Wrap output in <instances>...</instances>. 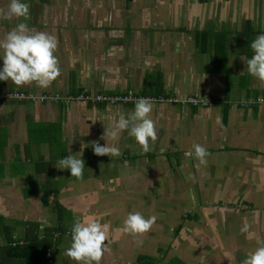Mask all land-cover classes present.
I'll list each match as a JSON object with an SVG mask.
<instances>
[{"label": "crops", "instance_id": "obj_1", "mask_svg": "<svg viewBox=\"0 0 264 264\" xmlns=\"http://www.w3.org/2000/svg\"><path fill=\"white\" fill-rule=\"evenodd\" d=\"M26 2V18L0 19V39L19 22L54 35L61 71L47 88L0 81V264H18L3 263V246L46 240L44 262L78 264L65 255L76 219L108 225L100 264H138L140 255L169 264L163 250L177 264H240L256 247L240 231L244 218L264 237V82L245 62L264 32V0ZM15 91L198 94L213 104L153 102L157 135L144 152L127 131L101 138L134 104L19 101L8 97ZM92 141L115 143L121 154L96 155ZM193 143L208 150L199 169ZM70 154L84 160L79 179L56 167ZM136 211L155 223L123 232Z\"/></svg>", "mask_w": 264, "mask_h": 264}, {"label": "clouds", "instance_id": "obj_2", "mask_svg": "<svg viewBox=\"0 0 264 264\" xmlns=\"http://www.w3.org/2000/svg\"><path fill=\"white\" fill-rule=\"evenodd\" d=\"M26 0H9L7 9L0 8V19H12L28 16ZM57 38L44 31H34L25 22H19L0 39V81H10L16 86L35 83L39 88H47L59 75L58 58L54 54L57 49ZM252 55L246 62V71L251 76L264 82V32L259 33L250 44ZM153 102L148 97H139L134 101L130 112H119L112 119V124L105 127V136L115 141L119 135L127 131L144 152L149 151V141L156 139L155 121L150 113ZM92 149L96 155L119 156L121 150L115 143L100 145L92 141ZM192 155L198 169L206 165L207 148L200 143H193ZM56 167L70 170L71 176L81 178L85 168L84 160L78 155L70 154L60 158ZM225 211V210H222ZM155 216L146 217L143 213L129 212L123 221V232L137 235L150 230L155 223ZM253 222H259V212L254 214ZM240 231L246 240H254L256 247L247 253L240 264H264V237L252 229L251 223L244 218ZM70 245L65 255L82 264H100L104 252L107 251L108 225L97 219H76L71 229Z\"/></svg>", "mask_w": 264, "mask_h": 264}, {"label": "built area", "instance_id": "obj_3", "mask_svg": "<svg viewBox=\"0 0 264 264\" xmlns=\"http://www.w3.org/2000/svg\"><path fill=\"white\" fill-rule=\"evenodd\" d=\"M9 98L16 99L19 101L29 102H61L63 104H70L72 102H83L86 104L92 103H104L106 105H116L119 103L134 104V101L139 97H148L152 102H181L183 104H189L194 107H209L213 104L211 98H206L201 95H193L185 99H177L175 97L167 96H145L137 94H126V95H108L102 93H79V94H61L58 92L48 93H32L15 91L11 92ZM44 264H53L52 260L44 262Z\"/></svg>", "mask_w": 264, "mask_h": 264}, {"label": "trees", "instance_id": "obj_4", "mask_svg": "<svg viewBox=\"0 0 264 264\" xmlns=\"http://www.w3.org/2000/svg\"><path fill=\"white\" fill-rule=\"evenodd\" d=\"M49 192V193H48ZM53 193V191H47L45 192V195L43 196V199L45 202L48 201L50 195ZM49 240H46L45 242H41L35 245H30L28 243L18 244L17 246H13L8 244L6 246L2 247V256H3V263L5 260H12L13 263L15 260H17L18 264H44V261L47 260L46 252H42V248L47 249L49 246ZM48 250V249H47ZM165 257L166 250H163ZM161 258L153 257L149 255H140L138 259V264H155L156 262H159ZM175 257L169 260V264H177L175 261Z\"/></svg>", "mask_w": 264, "mask_h": 264}, {"label": "rangeland", "instance_id": "obj_5", "mask_svg": "<svg viewBox=\"0 0 264 264\" xmlns=\"http://www.w3.org/2000/svg\"><path fill=\"white\" fill-rule=\"evenodd\" d=\"M146 188H150V187H146ZM149 212V211H148ZM182 242H184L185 241V239H183V240H181ZM166 242H168V240H164V243H166ZM171 252H165V257H169V258H174L175 256L174 255H172V254H170ZM170 255L172 256V257H170ZM164 264V263H163Z\"/></svg>", "mask_w": 264, "mask_h": 264}]
</instances>
